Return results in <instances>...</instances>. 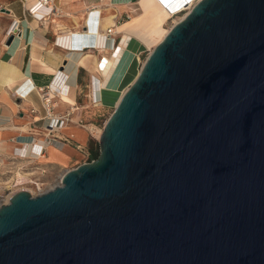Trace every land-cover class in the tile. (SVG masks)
Segmentation results:
<instances>
[{
	"label": "water",
	"instance_id": "1",
	"mask_svg": "<svg viewBox=\"0 0 264 264\" xmlns=\"http://www.w3.org/2000/svg\"><path fill=\"white\" fill-rule=\"evenodd\" d=\"M98 148L0 205V264H264V0H197Z\"/></svg>",
	"mask_w": 264,
	"mask_h": 264
},
{
	"label": "crops",
	"instance_id": "2",
	"mask_svg": "<svg viewBox=\"0 0 264 264\" xmlns=\"http://www.w3.org/2000/svg\"><path fill=\"white\" fill-rule=\"evenodd\" d=\"M136 2L53 0V10L44 18H38L24 10L22 0H0V155L14 153L27 158L43 143L42 155L32 157L54 163L73 154L74 145L78 148L90 145L91 134L81 124L82 118L85 120L82 109L101 105L104 92L115 95L124 74L121 75L122 82L111 84L115 64L101 86L97 104L91 102L94 90L91 77L98 75L96 68L101 69L103 58L111 55L113 48L121 46V55L126 53L123 51L129 41L133 42L135 37L124 41L123 33L115 28L123 16L130 17V13L139 9ZM91 10L99 11L98 26L105 34L103 44L106 47L100 45L79 51L60 45V36L85 29L84 20ZM108 15L114 16L113 25L109 23ZM14 24H18L16 31L12 30ZM108 27L112 28L110 35H106ZM137 40L139 48L141 41ZM85 54L89 56L84 58L85 64H81L79 61ZM52 85H55L52 107L47 111L41 94ZM47 112L56 116L67 114L68 120L49 131ZM77 141L79 144H75Z\"/></svg>",
	"mask_w": 264,
	"mask_h": 264
},
{
	"label": "rangeland",
	"instance_id": "3",
	"mask_svg": "<svg viewBox=\"0 0 264 264\" xmlns=\"http://www.w3.org/2000/svg\"><path fill=\"white\" fill-rule=\"evenodd\" d=\"M185 12L175 14L164 23V27L170 29L172 25L178 21L179 16ZM133 14L130 13V17ZM123 16L121 22L130 18ZM130 38V37H129ZM135 39V40H134ZM133 38V42L125 46V50L116 63V70L111 76V84L118 81L122 82L119 86L118 92L115 95L112 93L104 92L102 97V104L82 109L85 120L81 124L85 125L88 133L91 134V142L89 146L81 148L74 145V153L67 156L63 160L49 163L47 161H40L37 158H23L18 155L8 154L0 155V205L7 203L10 196L18 191H28L31 195L38 193L54 186L60 180L61 175L68 169L74 168L77 165L90 161V146H98V138L101 133L107 118L113 111L116 99L122 94L123 89H126L129 83L134 79L141 65L146 59L149 52L153 49L154 45L146 46L141 42L138 48L139 41ZM123 55V56H122ZM118 85V84H116ZM80 141L75 142L79 144ZM37 157V155L35 156ZM45 160V159H43ZM92 160V159H91ZM26 175L27 180L17 182V173Z\"/></svg>",
	"mask_w": 264,
	"mask_h": 264
},
{
	"label": "bare ground",
	"instance_id": "4",
	"mask_svg": "<svg viewBox=\"0 0 264 264\" xmlns=\"http://www.w3.org/2000/svg\"><path fill=\"white\" fill-rule=\"evenodd\" d=\"M136 1L139 9H135L134 14L130 18L122 21L120 24H117L115 30L123 33L124 41L132 36L139 39L146 46H155L162 40L164 35L169 30L164 27V23L175 14L188 11L187 9L189 7L191 8L197 0ZM166 5H168L170 8H168ZM97 13H99V11H88L84 20L85 29L60 36V38L58 39L59 44L72 49H77L79 51H82L85 48L99 47L100 45L106 47V45L103 44L105 34H102L99 31L98 20L100 15H98ZM184 14L179 16L178 20L181 19ZM113 17V15L107 16L109 23H111L112 25L114 24ZM121 48V46L113 48L111 51V55L103 58L101 62V69H99L98 67L96 68L98 75H93L91 77L94 92L96 90L95 87H100L105 84V81L108 79L113 67L119 59ZM88 56V54H85L79 62L81 64H85L84 58L86 59V57ZM54 88L55 85H52V88L48 90V94L51 97L53 96ZM124 90L125 89H123V91ZM95 93L97 97L100 98V90L97 89ZM61 96L63 99L68 101V98L64 94H62ZM100 131L101 129H99V132ZM32 156L36 155L31 153V156H27V158H31ZM23 180H27V176L21 175L18 172L17 182Z\"/></svg>",
	"mask_w": 264,
	"mask_h": 264
},
{
	"label": "built area",
	"instance_id": "5",
	"mask_svg": "<svg viewBox=\"0 0 264 264\" xmlns=\"http://www.w3.org/2000/svg\"><path fill=\"white\" fill-rule=\"evenodd\" d=\"M22 5L25 11L29 12V14L33 15V16H37L38 18H44L45 15H47L49 12H51L54 8L53 6V0H22ZM168 8H170L168 5H166ZM190 7L187 9L189 10ZM13 31L18 30V24H14L13 25ZM112 33V28L108 27L106 29V35H110ZM97 89L100 90L101 86L98 87ZM96 89V90H97ZM48 88L46 90H42V98L43 101L45 103L46 106V110L50 111L49 109H51L52 107V97L49 96L48 94ZM96 92V91H95ZM93 90V94H92V98H91V102L93 104H97L98 102H100V98L97 97L96 93ZM48 115V129L49 131L53 130L54 128H59L61 127L63 124L66 123V121L68 120L67 118V114L65 115H60V116H56L54 114H52L51 112H47ZM38 149H33L31 151L32 154L34 155H42L43 149H44V145L39 144L38 145Z\"/></svg>",
	"mask_w": 264,
	"mask_h": 264
},
{
	"label": "trees",
	"instance_id": "6",
	"mask_svg": "<svg viewBox=\"0 0 264 264\" xmlns=\"http://www.w3.org/2000/svg\"><path fill=\"white\" fill-rule=\"evenodd\" d=\"M90 155H89V159H94L96 158V156L98 155L99 152V148L98 146H90Z\"/></svg>",
	"mask_w": 264,
	"mask_h": 264
}]
</instances>
